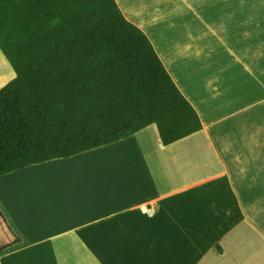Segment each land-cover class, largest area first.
I'll use <instances>...</instances> for the list:
<instances>
[{
    "label": "crops",
    "instance_id": "crops-1",
    "mask_svg": "<svg viewBox=\"0 0 264 264\" xmlns=\"http://www.w3.org/2000/svg\"><path fill=\"white\" fill-rule=\"evenodd\" d=\"M115 1L201 128L164 145L149 124L0 175V264H260L264 0ZM14 76L0 49V88Z\"/></svg>",
    "mask_w": 264,
    "mask_h": 264
},
{
    "label": "trees",
    "instance_id": "trees-1",
    "mask_svg": "<svg viewBox=\"0 0 264 264\" xmlns=\"http://www.w3.org/2000/svg\"><path fill=\"white\" fill-rule=\"evenodd\" d=\"M146 34L115 0H0V175L155 124L164 145L201 128Z\"/></svg>",
    "mask_w": 264,
    "mask_h": 264
},
{
    "label": "built area",
    "instance_id": "built-area-1",
    "mask_svg": "<svg viewBox=\"0 0 264 264\" xmlns=\"http://www.w3.org/2000/svg\"><path fill=\"white\" fill-rule=\"evenodd\" d=\"M141 211H142L143 213H151V212H152L151 208H150L148 205L143 206V207L141 208Z\"/></svg>",
    "mask_w": 264,
    "mask_h": 264
},
{
    "label": "rangeland",
    "instance_id": "rangeland-1",
    "mask_svg": "<svg viewBox=\"0 0 264 264\" xmlns=\"http://www.w3.org/2000/svg\"><path fill=\"white\" fill-rule=\"evenodd\" d=\"M259 8L262 9V6H264V3H259L258 4ZM263 51H261V54H262ZM3 264H6V263H3ZM260 264H264V260H260Z\"/></svg>",
    "mask_w": 264,
    "mask_h": 264
}]
</instances>
